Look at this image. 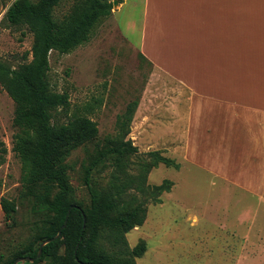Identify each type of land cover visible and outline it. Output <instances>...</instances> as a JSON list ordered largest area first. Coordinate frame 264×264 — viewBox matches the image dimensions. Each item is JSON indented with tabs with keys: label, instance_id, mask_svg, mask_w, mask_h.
I'll return each mask as SVG.
<instances>
[{
	"label": "rangeland",
	"instance_id": "1",
	"mask_svg": "<svg viewBox=\"0 0 264 264\" xmlns=\"http://www.w3.org/2000/svg\"><path fill=\"white\" fill-rule=\"evenodd\" d=\"M77 1L62 0L56 10L58 17L71 11ZM108 1L113 3L112 13L99 19L88 41L69 53L52 50L49 57L51 89L69 96L66 108L52 111V122L66 125L77 117H87L98 128L96 137L75 135L65 154L77 197L89 201L83 183L85 167L99 148L113 142L118 133V118L137 101L127 138L139 152L124 160L123 175L139 176L143 161L150 160L147 153L155 150L180 164L176 168L160 163L147 174L146 185H160L165 179L174 185L171 191L160 195L161 203L148 200L144 224L127 233L131 247L142 240L147 243L145 254L136 259L137 264H246L223 259L234 254H264L263 198L217 193L220 185L217 179L189 163L195 157L185 148L184 137L192 107L191 92L156 69L140 53L142 0ZM0 5L3 7L2 0ZM3 17H0V60L16 68L31 61L34 36L27 26L12 25ZM15 107L0 83V143L7 147L5 162L0 165L3 253L26 244L32 237L34 223L42 218L36 197L23 185L21 160L12 150L17 131L13 123ZM112 170L110 165L97 173V187H109ZM2 198L16 204L11 220L6 219ZM231 211L238 216V229L225 226L232 221ZM252 222L254 226L250 228Z\"/></svg>",
	"mask_w": 264,
	"mask_h": 264
},
{
	"label": "trees",
	"instance_id": "2",
	"mask_svg": "<svg viewBox=\"0 0 264 264\" xmlns=\"http://www.w3.org/2000/svg\"><path fill=\"white\" fill-rule=\"evenodd\" d=\"M2 2L7 8L3 19L12 25L27 26L34 36L31 61L13 68L0 60V83L16 105L13 123L17 131L12 150L21 160L23 185L36 197L42 218L34 223L26 244L8 253L0 252V264H137L147 243L142 240L131 247L127 233L144 224L148 200L161 203L160 195L174 185L169 179L160 185H146L147 174L160 163L176 168L180 164L155 150L147 153L150 160L143 161L139 176L123 175L124 160L139 152L127 138L138 106L135 101L118 118L113 142L99 148L85 167L83 183L89 201L79 199L70 181L65 154L75 135L96 137L98 128L87 117H77L66 125L54 124L52 111L66 108L69 96L53 91L48 80L52 50L69 53L88 41L99 19L112 13L113 3L78 0L71 11L58 17L56 10L62 0ZM6 153V145L0 143V165ZM110 165L113 170L109 187L100 189L96 175ZM1 204L6 219L11 220L16 204L6 198L1 199ZM60 230L61 236L45 244L37 258L41 243L55 238ZM18 259L22 260L17 262Z\"/></svg>",
	"mask_w": 264,
	"mask_h": 264
},
{
	"label": "crops",
	"instance_id": "3",
	"mask_svg": "<svg viewBox=\"0 0 264 264\" xmlns=\"http://www.w3.org/2000/svg\"><path fill=\"white\" fill-rule=\"evenodd\" d=\"M140 30V53L191 92L189 163L217 179V193L264 200V0H142ZM232 211L225 226L238 229Z\"/></svg>",
	"mask_w": 264,
	"mask_h": 264
},
{
	"label": "water",
	"instance_id": "4",
	"mask_svg": "<svg viewBox=\"0 0 264 264\" xmlns=\"http://www.w3.org/2000/svg\"><path fill=\"white\" fill-rule=\"evenodd\" d=\"M68 215H69V213H68ZM65 226V225H64ZM63 226V227H64ZM61 230L59 231V233L57 234V236L55 237V238H53V239H47V240H44L42 243H41V245H40V249H39V253H38V255H37V258H39L40 256H41V254H42V248L44 247V245L45 244H47L48 242H50L51 240H54V239H57V238H59L60 236H61ZM28 260H31V261H33L34 259L33 258H27ZM22 259H18L17 260V262H19V261H21Z\"/></svg>",
	"mask_w": 264,
	"mask_h": 264
}]
</instances>
